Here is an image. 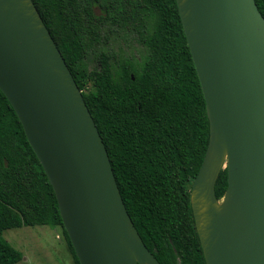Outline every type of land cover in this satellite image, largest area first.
<instances>
[{"label": "water", "instance_id": "1", "mask_svg": "<svg viewBox=\"0 0 264 264\" xmlns=\"http://www.w3.org/2000/svg\"><path fill=\"white\" fill-rule=\"evenodd\" d=\"M176 4L209 120L190 188L205 263L264 264V17L255 0ZM0 90L53 188L79 264H161L127 212L82 92L32 0H0Z\"/></svg>", "mask_w": 264, "mask_h": 264}, {"label": "trees", "instance_id": "2", "mask_svg": "<svg viewBox=\"0 0 264 264\" xmlns=\"http://www.w3.org/2000/svg\"><path fill=\"white\" fill-rule=\"evenodd\" d=\"M70 69L106 147L130 218L161 264H206L191 183L209 140L200 82L176 0H32ZM264 17V0H255ZM132 35L146 49L141 65L111 67L100 49ZM96 65L89 67V52ZM223 168L215 183L221 198ZM63 227L52 186L13 107L0 90V264L22 253L2 235L20 226Z\"/></svg>", "mask_w": 264, "mask_h": 264}, {"label": "rangeland", "instance_id": "3", "mask_svg": "<svg viewBox=\"0 0 264 264\" xmlns=\"http://www.w3.org/2000/svg\"><path fill=\"white\" fill-rule=\"evenodd\" d=\"M99 48L113 55L110 62L114 72L125 62L139 66L146 56L145 47L132 35L111 36L106 44L100 43ZM86 61L90 68L95 66V53L90 51ZM2 235L22 253L17 264H76L60 226L23 225L7 228Z\"/></svg>", "mask_w": 264, "mask_h": 264}]
</instances>
